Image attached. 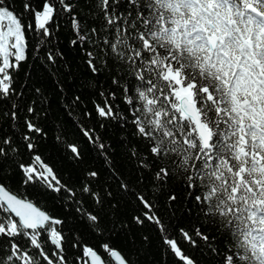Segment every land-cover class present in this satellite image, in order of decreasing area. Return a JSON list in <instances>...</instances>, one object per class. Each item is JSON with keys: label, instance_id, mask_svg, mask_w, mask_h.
Returning a JSON list of instances; mask_svg holds the SVG:
<instances>
[{"label": "snow or ice", "instance_id": "1", "mask_svg": "<svg viewBox=\"0 0 264 264\" xmlns=\"http://www.w3.org/2000/svg\"><path fill=\"white\" fill-rule=\"evenodd\" d=\"M153 249L264 264V0H0V264Z\"/></svg>", "mask_w": 264, "mask_h": 264}, {"label": "trees", "instance_id": "2", "mask_svg": "<svg viewBox=\"0 0 264 264\" xmlns=\"http://www.w3.org/2000/svg\"><path fill=\"white\" fill-rule=\"evenodd\" d=\"M33 66L31 68L28 67V64L25 65V70L31 72L32 79L37 82L38 85L53 88L51 80L48 78V73L44 68L43 64L39 61H30ZM71 86V81L68 82ZM99 163V161H97ZM158 260V253L153 249L151 253H145V264H151L153 260Z\"/></svg>", "mask_w": 264, "mask_h": 264}]
</instances>
